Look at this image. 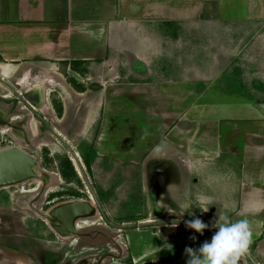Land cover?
I'll use <instances>...</instances> for the list:
<instances>
[{
  "label": "crops",
  "instance_id": "crops-1",
  "mask_svg": "<svg viewBox=\"0 0 264 264\" xmlns=\"http://www.w3.org/2000/svg\"><path fill=\"white\" fill-rule=\"evenodd\" d=\"M168 1L0 0V78L16 84L21 78L39 82L46 77L50 83L57 70L71 69L79 80L69 88L77 99L86 96L78 102L83 109L77 123L97 122L95 153L140 165L145 178L156 176L153 191L143 183L144 192L152 193L144 203L179 210L184 209L180 204L193 200L199 206L200 194L222 196V203H229L221 210L233 212L231 222L247 219L250 241L259 240L257 251L264 256V238H256L255 232L264 224V116L259 113L264 101H254L240 116L222 108L213 117L186 102L192 98V83L222 76L240 50L225 51L224 42L190 37L191 23L206 18L205 11L192 10L194 5L214 0ZM242 2L247 24L236 35H252L264 20V0ZM220 3L216 0V11ZM157 20L178 29L156 30L152 23ZM67 95L70 102L74 96ZM46 97L44 93L42 99ZM18 102L35 114L33 103ZM122 102L138 115L139 125H113L117 113L127 110ZM62 106L59 114L65 113ZM29 256L0 244V264L39 263Z\"/></svg>",
  "mask_w": 264,
  "mask_h": 264
},
{
  "label": "rangeland",
  "instance_id": "rangeland-1",
  "mask_svg": "<svg viewBox=\"0 0 264 264\" xmlns=\"http://www.w3.org/2000/svg\"><path fill=\"white\" fill-rule=\"evenodd\" d=\"M157 1L150 0L151 3H158ZM215 2L216 0L206 1L198 3L200 5H194L192 10L205 11L202 14L206 18L198 23L194 21L191 23L192 35L190 37L200 38L205 42L207 40L209 42L214 40L217 43L224 42L225 51L228 48H233V50L238 48L240 51L230 64L228 71L222 76L209 82L195 85L192 83V98L186 102L192 101L194 106L199 105L206 113L211 114V117L222 108L234 109V115L240 116L246 114V109L250 108L247 106H251L254 101H264V20L258 24L252 35L245 32L236 35L238 28L242 31L247 24L242 20L244 17L242 0H219L221 3L218 4V11H216ZM127 8H129L128 5ZM83 11L88 15L92 14L91 10ZM152 24H155L156 30L161 28L176 32L178 29L175 24L168 26L167 23L161 24L159 20L153 21ZM197 28H201L202 34H196L199 31ZM227 31L234 32L235 35L232 37ZM207 32L211 35L208 38ZM197 54H199L198 51ZM63 70V68L60 71L57 70L58 74L54 75L50 83L47 78L42 91L38 87L41 85L40 80H38L40 83L27 80L28 85L25 84L23 88L11 80H5L21 94L20 98L13 91L4 89L6 86L0 83V149L17 147L27 154L38 157L34 178L0 188V244L32 255L39 262L38 264H167L188 254L185 251L186 248L196 251L203 242L209 241L215 232L207 228L203 235H200L179 223H172L169 227H166L164 223L145 226L139 224L144 221L163 219L188 221L200 218L208 226H212L220 215H226L229 219L233 213L221 210L229 203H222V196L200 194L202 202L199 206V203L193 200L195 202L193 204H180L184 209H162L160 216L157 217L154 213L156 207L151 208V203L143 201L148 194L144 192L145 187L143 186L140 193L136 192L135 182L139 180V177L142 184L150 183L145 178L146 173L139 174L140 165L119 163L109 156L97 155L94 166L91 168L94 178L92 180L90 177V181H87L95 180L94 185L91 183L94 189L95 187L110 189L107 191L109 199L105 204L101 202L102 210L113 224L122 225L123 230L120 232L112 228L111 234L114 238H102L99 232H102L104 228L101 227L96 229L95 238H75L70 233L61 235L46 219L43 213L45 212L44 206H48L45 200L49 193L66 189L63 191L66 195L64 199H76L67 195V192L74 191L75 188L72 184L64 182L58 172V158L61 156L69 158L78 176L86 173V167L80 155L81 146L90 143L93 145L94 129L97 123L87 121L83 124L77 123V116L83 109L78 102L85 100L86 96L82 95L81 99H77L69 86H75L79 78L71 69ZM37 74L42 75L40 72ZM175 75H178L176 71ZM60 84L63 90L60 89ZM33 86L37 89L30 92ZM180 86L182 88L184 84ZM44 93L47 96L45 100L42 99ZM69 93L74 96L70 102L66 99ZM19 99H26L30 101L29 103H33V112L36 116L22 103H19ZM58 103L60 111L63 110L62 105H64V114L57 112ZM125 103L127 102H122V105ZM13 108H15L14 111H12ZM124 108L127 110L121 114L117 113L119 115L115 116L113 125L115 124L118 128L120 126L122 129L139 125L138 115L132 112L130 107L125 105ZM259 110L260 115L264 116V110ZM127 123H129L128 126ZM111 141L115 142V140ZM112 144L114 145L108 142L107 145ZM70 150L75 153V156ZM112 180H117V182L125 180L126 183L120 185L113 183ZM205 207L209 209L204 211ZM235 216H237L236 213ZM229 221L231 222V219ZM92 223L100 224L102 220L95 215L94 218L83 222L82 226ZM255 232L257 233L256 238H264V224L262 227H255ZM193 236L196 238L192 239ZM250 249H252L251 246L248 247L247 253ZM48 252L57 254L58 260L54 262V259L48 256ZM256 255L264 261V256H261L257 250ZM237 264L248 263H244L242 258Z\"/></svg>",
  "mask_w": 264,
  "mask_h": 264
},
{
  "label": "flooded vegetation",
  "instance_id": "flooded-vegetation-1",
  "mask_svg": "<svg viewBox=\"0 0 264 264\" xmlns=\"http://www.w3.org/2000/svg\"><path fill=\"white\" fill-rule=\"evenodd\" d=\"M34 114V113H32ZM35 115V114H34ZM36 116V115H35ZM102 174H105L102 172ZM141 175V173H139ZM90 177L94 178L93 176V171H87L86 173L82 174L81 176L77 175V179H75L72 182H67L69 184H72L75 188L74 192H67L68 197H74L76 199L74 200H70V199H64L66 197L65 193L63 194V189L56 191V192H51L46 196V200H45V204L48 206H44V213L43 215L46 217V219L53 224L54 228L61 234L64 235L65 233H70L73 234L72 236H75V238H95L97 235V230L99 228L102 227V229L104 228V230L101 233V237L102 238H114L113 235L111 234L112 232V228L119 230L120 232L123 230V226H117L116 223L113 224L111 220H109L106 216V214L104 213V211L102 210V204H105L107 199H109V197L107 196V191L110 189H106L104 190V188H98V187H94L91 186V183L94 185L95 184V180L88 182L87 180L90 179ZM149 183V187L151 188V183H156L158 180L156 179V176H149L148 178ZM140 180V177H139ZM139 180H136V192L141 191V189L143 188V184L142 182H140ZM90 181V180H89ZM113 181V180H112ZM115 183H119L120 185L126 183L125 180H119L117 182V180H115ZM65 182V180H64ZM90 183V185H87L88 183ZM126 187V186H125ZM86 189V190H85ZM112 193V192H111ZM110 193V195H111ZM147 197L151 200L152 199V193L149 191ZM62 199V200H61ZM82 201L83 202V208L81 207L79 211H77L75 214L67 216L65 223H63L59 217L55 216L52 214V211L54 208L62 205V204H67L69 202L72 201ZM102 202V204H101ZM159 210V214L156 215V211ZM162 210L161 209H154V213L155 215L158 217L160 216V212ZM95 215H97L101 220L102 223H92L90 225H84L82 226L83 222H86V220H90L91 218H94ZM230 218V216H229ZM160 221H165L164 224L166 227H169L170 224L172 223H179L182 224L181 222L183 220H174V219H163ZM122 222V221H121ZM144 222H155V221H144ZM185 222V220H184ZM79 224V226L77 225ZM184 225V224H183ZM92 227V228H89ZM97 229V230H96ZM211 232H215L217 229L214 228L213 226H208V228ZM124 230H126V228H124ZM258 239L250 241L249 246L252 247V249H250V251H248L249 253L246 252V254L242 255L238 261L240 259H244V263H248V264H264V261H262L263 259H259V256L256 255V250H257V246H258ZM90 248V247H89ZM237 261V263H238Z\"/></svg>",
  "mask_w": 264,
  "mask_h": 264
},
{
  "label": "clouds",
  "instance_id": "clouds-1",
  "mask_svg": "<svg viewBox=\"0 0 264 264\" xmlns=\"http://www.w3.org/2000/svg\"><path fill=\"white\" fill-rule=\"evenodd\" d=\"M207 210L205 207L204 211ZM185 224L200 235L208 228L200 218L185 221ZM212 226L217 230L209 241L203 242L195 252L192 248L185 249L191 256L187 264H237L238 258L247 252L251 236L247 219L230 222L226 215H220Z\"/></svg>",
  "mask_w": 264,
  "mask_h": 264
},
{
  "label": "water",
  "instance_id": "water-1",
  "mask_svg": "<svg viewBox=\"0 0 264 264\" xmlns=\"http://www.w3.org/2000/svg\"><path fill=\"white\" fill-rule=\"evenodd\" d=\"M0 82L2 84L9 85L2 78H0ZM13 92L18 98H20L21 94H19L15 90H13ZM52 132L56 136H58L57 133H55L54 131ZM59 139L61 140V138ZM62 143L64 144L63 141ZM70 152L71 154L75 156L74 152H72L71 150ZM37 162H38L37 156H32L30 154H27L26 152H24L23 150L17 147L1 148L0 149V188L4 186L16 184L19 182H23L30 178H34L35 177V167L37 166ZM81 207L83 208V202L76 200V201L69 202L67 204H62L54 208L52 211V214L59 217V219L63 223H65L66 217L75 214L77 211L80 210ZM164 222L165 221L141 222L139 225L140 226L157 225V224H162ZM181 223L186 226L184 221H182ZM190 259H191V256H189V254H186L184 256L176 258L175 260L167 264H187V261ZM147 264H153V263H147Z\"/></svg>",
  "mask_w": 264,
  "mask_h": 264
},
{
  "label": "trees",
  "instance_id": "trees-1",
  "mask_svg": "<svg viewBox=\"0 0 264 264\" xmlns=\"http://www.w3.org/2000/svg\"><path fill=\"white\" fill-rule=\"evenodd\" d=\"M56 110L57 112H59L60 110V105L58 103V105H56ZM81 151H80V155L82 157V161L86 167L87 171H91L92 166H94L93 164L95 163V159L97 158V154L95 153V150L93 148L92 143L90 144H84L81 146ZM58 172L60 173L61 177L65 180V182H72L75 179H77V173L74 170V167L72 166L69 158H67L66 156H61L58 158ZM105 173V172H103ZM116 182L115 180H113V183ZM99 188V187H98ZM74 191H71V193H73ZM108 196V195H107ZM156 215L159 214V210H157ZM48 256L51 257L52 259H54L57 261L58 258L57 254L53 253V252H48Z\"/></svg>",
  "mask_w": 264,
  "mask_h": 264
},
{
  "label": "bare ground",
  "instance_id": "bare-ground-1",
  "mask_svg": "<svg viewBox=\"0 0 264 264\" xmlns=\"http://www.w3.org/2000/svg\"><path fill=\"white\" fill-rule=\"evenodd\" d=\"M38 80H40V82H41V85L40 86H38L39 88H43L42 87V83L46 80V77L44 78V79H41V78H39ZM25 84H27L28 85V82L26 81V78L25 79H20L17 83H16V85H18V86H24L25 87ZM39 85V84H38ZM6 128V127H5ZM78 226H79V224H77Z\"/></svg>",
  "mask_w": 264,
  "mask_h": 264
}]
</instances>
